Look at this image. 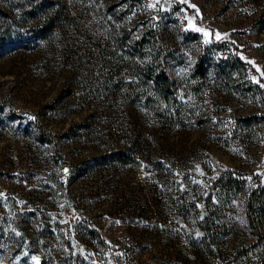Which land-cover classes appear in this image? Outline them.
Segmentation results:
<instances>
[{"label": "rangeland", "instance_id": "rangeland-1", "mask_svg": "<svg viewBox=\"0 0 264 264\" xmlns=\"http://www.w3.org/2000/svg\"><path fill=\"white\" fill-rule=\"evenodd\" d=\"M254 192L264 236V0H0V264H261Z\"/></svg>", "mask_w": 264, "mask_h": 264}, {"label": "trees", "instance_id": "trees-1", "mask_svg": "<svg viewBox=\"0 0 264 264\" xmlns=\"http://www.w3.org/2000/svg\"><path fill=\"white\" fill-rule=\"evenodd\" d=\"M162 31H156L151 29L148 33L143 35L142 39H138L134 41L135 49L137 51H141L143 49H151L150 56L147 57V67L144 71V77L147 80H152L154 82L156 93L159 95L161 94L165 98H169L174 95L175 91L177 90L176 82L173 78L165 72V64H169L171 60L175 57L173 52L167 50L168 48L161 43L160 37L163 36ZM188 37V36H187ZM173 44L178 45V42L173 41ZM209 57V55H208ZM214 59L209 60L207 57L200 58V62L196 64L195 68L193 69V77L198 79L196 83V90L198 92L202 91L203 86L205 84V80L211 75V68L214 66L218 68V74L222 79L229 80L232 78L233 74L243 72L245 70V65L238 57H226L221 58L220 62L215 63L213 65ZM116 153H111L107 155V158L115 157ZM117 158V157H116ZM232 173H228L227 176L224 177L223 182L232 181ZM259 199L257 192L252 193L248 200V215L249 220L251 223V228L253 232L262 237L264 236L260 231L259 222L261 219L258 217L256 202ZM210 219H206L204 223L209 224ZM210 234V233H209ZM213 241V240H211ZM212 243V242H210ZM264 246V245H263ZM262 260L261 264H264V247L262 251Z\"/></svg>", "mask_w": 264, "mask_h": 264}]
</instances>
